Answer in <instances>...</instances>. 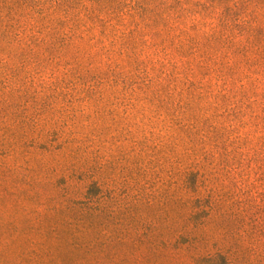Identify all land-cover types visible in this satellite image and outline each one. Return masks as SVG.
<instances>
[{
    "label": "trees",
    "instance_id": "trees-1",
    "mask_svg": "<svg viewBox=\"0 0 264 264\" xmlns=\"http://www.w3.org/2000/svg\"><path fill=\"white\" fill-rule=\"evenodd\" d=\"M254 120L264 0H0V194L14 192L9 160L60 196L33 193L28 227L47 245L27 240L36 257L127 243L190 264H264V192L236 176L250 131L235 133ZM50 206L73 210L75 231L100 223L101 241L64 237Z\"/></svg>",
    "mask_w": 264,
    "mask_h": 264
},
{
    "label": "rangeland",
    "instance_id": "rangeland-1",
    "mask_svg": "<svg viewBox=\"0 0 264 264\" xmlns=\"http://www.w3.org/2000/svg\"><path fill=\"white\" fill-rule=\"evenodd\" d=\"M245 131H250V133L247 135L248 137H244L246 141L243 142V147L239 149L241 153L240 159L243 165L241 164L242 169L239 174L236 171V176L244 177L247 180L245 182L246 185L254 189L255 192H257L256 194L259 195L264 192V122L260 120L251 121L248 126L240 127L239 132L235 134L237 135V133L241 132L245 133ZM229 136L230 135H228L226 143L231 140ZM224 156L225 152H222L221 157ZM32 163L33 162H31V164ZM8 164H12L14 170L9 173H4L3 177L5 180L11 181L9 186L14 192L13 195L0 194V239L13 241V244L9 249L2 247L4 243L0 244V264H161V261L169 264H190L187 259L185 260V258L181 256L179 258L170 256H162L159 258L155 256L148 257L143 255L142 247H132L127 243L109 246L104 254L100 248L97 247H94L90 251L82 250V257L75 262L61 261V258L58 257L59 255H56L55 252H53L54 257H49L46 253L42 254L40 257L34 256L28 248L27 240H31L32 245L35 247L46 249L47 245L43 241L44 237L41 234L42 232L33 231V229L38 227L40 219L36 217V213L32 209V207L36 206L35 202L37 200L33 193L38 189L46 195L51 193H54V195L56 194V196H54L56 200L59 199L60 196H57L59 194L56 192L57 186L55 184L51 185V183L47 184L44 182L43 185L39 181H34L32 179L34 175L24 169L23 166H17L15 161H11V163L9 160L3 162V165ZM237 164L238 162L231 160L228 164V169ZM121 168L122 167H119L111 175V185L114 184L111 179L115 182H117L118 178L122 179L121 174H124V171L121 170ZM232 170L234 169H231V171ZM131 173L134 174V172ZM162 175V177H168L165 173ZM21 176H28V182L19 180ZM145 176L148 177V173L147 175L145 174ZM152 177H154V175H152ZM142 182L143 178L139 181L138 188L142 185ZM15 184L18 188L23 189L24 192H18L15 188ZM137 191L136 188H133L130 190V194ZM48 209L50 210V223L56 224L64 237L67 238L74 235L81 240L89 236V239L92 240L93 243L98 244L101 241V239L97 237L101 228L100 223L95 222L90 224L91 226L89 225V228L86 226L88 229L77 228L75 231V223L73 222L70 224L67 222L68 219H74L76 217V213L73 210L65 209V211L56 212L51 206L48 207ZM25 217H29L30 223L25 220ZM28 225L37 226L32 228L31 226L28 227ZM108 227L111 230L113 229V225ZM19 233L21 237L16 239ZM100 236L106 239L105 236ZM126 237L127 236H125V239Z\"/></svg>",
    "mask_w": 264,
    "mask_h": 264
}]
</instances>
